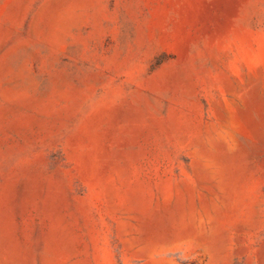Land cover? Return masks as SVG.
Wrapping results in <instances>:
<instances>
[{
    "label": "rangeland",
    "instance_id": "374dc122",
    "mask_svg": "<svg viewBox=\"0 0 264 264\" xmlns=\"http://www.w3.org/2000/svg\"><path fill=\"white\" fill-rule=\"evenodd\" d=\"M0 264H264V0H0Z\"/></svg>",
    "mask_w": 264,
    "mask_h": 264
}]
</instances>
